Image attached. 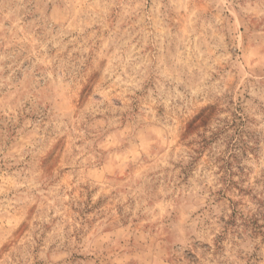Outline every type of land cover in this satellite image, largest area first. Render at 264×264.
Returning <instances> with one entry per match:
<instances>
[{"label":"rangeland","instance_id":"1","mask_svg":"<svg viewBox=\"0 0 264 264\" xmlns=\"http://www.w3.org/2000/svg\"><path fill=\"white\" fill-rule=\"evenodd\" d=\"M0 264H264V0H0Z\"/></svg>","mask_w":264,"mask_h":264}]
</instances>
